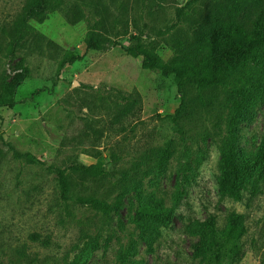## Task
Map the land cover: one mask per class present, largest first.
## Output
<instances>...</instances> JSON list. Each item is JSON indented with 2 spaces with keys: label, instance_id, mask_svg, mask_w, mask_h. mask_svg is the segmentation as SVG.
<instances>
[{
  "label": "rangeland",
  "instance_id": "rangeland-1",
  "mask_svg": "<svg viewBox=\"0 0 264 264\" xmlns=\"http://www.w3.org/2000/svg\"><path fill=\"white\" fill-rule=\"evenodd\" d=\"M26 1L0 0V84L17 81L23 66L30 71L16 106L0 108V262L264 264V181L263 192L245 190L239 201L219 193L227 93L209 92L210 103L177 126L168 118L182 102L174 77L144 69L143 58L127 51L137 36L158 44L169 62L175 52L165 31L190 0H65L84 18L69 23L57 11L30 20L34 31L10 56ZM206 2L190 12L199 17ZM92 28L107 38L101 51L87 48ZM238 137L239 152L254 155L264 139V102ZM99 161L107 177L69 170ZM58 170L66 171V193ZM148 196L174 208L152 249L133 222ZM234 214L246 231L226 244L221 234Z\"/></svg>",
  "mask_w": 264,
  "mask_h": 264
},
{
  "label": "trees",
  "instance_id": "trees-1",
  "mask_svg": "<svg viewBox=\"0 0 264 264\" xmlns=\"http://www.w3.org/2000/svg\"><path fill=\"white\" fill-rule=\"evenodd\" d=\"M202 0H190L177 11V21L165 31L167 41L174 55L164 62L158 54V44L145 43L132 36L135 43L127 49L132 56L142 57L146 70H157L163 76H173L182 102L168 118L179 126L198 109L208 105L207 94L215 90L227 93L230 110L225 122V140L219 161L217 179L219 193L223 197L239 201L248 190L252 196L263 192L264 181V139L252 156H244L238 150V129L249 120L256 108L264 102V0H205V8L192 14L193 5ZM65 0H28L22 12L13 23L9 55L14 56L26 34L34 31L30 20L43 22L47 13L66 11L69 23L84 18L80 8L67 10ZM183 23L186 28H180ZM107 38L92 28L86 36L90 50L101 51ZM70 62H74L71 60ZM30 75L23 66L17 81L0 84V108L13 109L19 87ZM195 96L191 95V90ZM100 156V154H99ZM75 174L87 178L107 177L108 171L99 161L85 166L74 164L69 168ZM58 176L68 192L69 180L65 170H58ZM132 192L127 188L119 200ZM174 216V208H167L162 199L153 196L141 198L139 210L133 222L147 237L152 249L153 242L160 236L161 228L168 226ZM205 233L214 232L204 225ZM244 217L234 214L221 234L224 243L239 240L245 233ZM0 264H3L0 262Z\"/></svg>",
  "mask_w": 264,
  "mask_h": 264
}]
</instances>
